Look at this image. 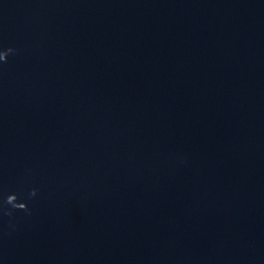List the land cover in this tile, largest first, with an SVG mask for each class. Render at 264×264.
<instances>
[{
  "label": "clouds",
  "instance_id": "obj_1",
  "mask_svg": "<svg viewBox=\"0 0 264 264\" xmlns=\"http://www.w3.org/2000/svg\"><path fill=\"white\" fill-rule=\"evenodd\" d=\"M16 50L13 48H7L6 50L0 51V62H7L9 54H15ZM38 194L37 188H32L28 193V198H35ZM24 212L27 215L31 214V209L28 207L27 201H21L17 194L11 193L6 196V198L0 203V214L3 216L12 217L14 212ZM13 229L15 225L10 224Z\"/></svg>",
  "mask_w": 264,
  "mask_h": 264
}]
</instances>
